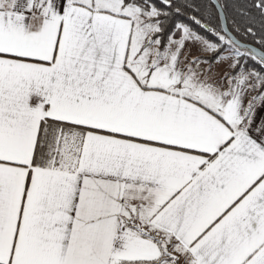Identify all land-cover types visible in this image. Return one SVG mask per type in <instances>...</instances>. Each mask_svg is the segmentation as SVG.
<instances>
[{
  "label": "snow or ice",
  "instance_id": "obj_1",
  "mask_svg": "<svg viewBox=\"0 0 264 264\" xmlns=\"http://www.w3.org/2000/svg\"><path fill=\"white\" fill-rule=\"evenodd\" d=\"M264 0H0V264H264Z\"/></svg>",
  "mask_w": 264,
  "mask_h": 264
},
{
  "label": "crops",
  "instance_id": "obj_2",
  "mask_svg": "<svg viewBox=\"0 0 264 264\" xmlns=\"http://www.w3.org/2000/svg\"><path fill=\"white\" fill-rule=\"evenodd\" d=\"M259 119H264V112L260 114Z\"/></svg>",
  "mask_w": 264,
  "mask_h": 264
}]
</instances>
